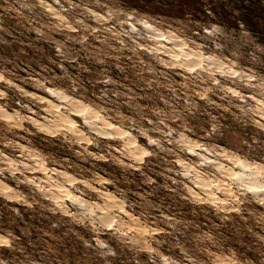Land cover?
Returning <instances> with one entry per match:
<instances>
[{"label": "clouds", "instance_id": "1", "mask_svg": "<svg viewBox=\"0 0 264 264\" xmlns=\"http://www.w3.org/2000/svg\"><path fill=\"white\" fill-rule=\"evenodd\" d=\"M36 6L50 21H58L37 31L57 33L51 37L53 56L67 79L55 85L38 72L30 79L39 90L29 91L10 72L0 71V127L40 135L53 146L29 147L16 140L15 157L0 148V176L7 172L30 185V194L20 195L0 179L6 198L29 207L46 203L53 215L91 233L87 244L93 247L94 241L106 250L99 253L104 264H113L108 258L119 253L101 236L130 251L152 254L151 264H254L240 259L219 229L225 222L242 221L253 232L247 224L255 220L250 206L264 213V137L229 143L219 130L223 113H243L246 125L264 133V44L251 42L243 57L217 39L215 23L184 34L148 18L127 0H36ZM69 8L81 9L74 22L62 15ZM65 47L72 48L71 54H63ZM121 61H131L133 71L117 79L113 71L127 67ZM10 89L27 98L14 101L26 111L13 106ZM0 143L13 145L10 139ZM56 146L66 153L55 151ZM153 157L164 161L156 174L181 188L164 183L166 189L202 213L201 223L153 206L166 227L153 226L155 218L150 223L136 210V198L143 202L152 195L145 185L161 183L144 172ZM106 165L146 179L136 187L126 185ZM190 223L197 236L195 251L193 244L177 243L173 256L161 234L188 231ZM259 227L256 234L264 241V224ZM16 239L11 232L0 233V248L22 253V258L0 255V264H25L29 254Z\"/></svg>", "mask_w": 264, "mask_h": 264}, {"label": "rangeland", "instance_id": "2", "mask_svg": "<svg viewBox=\"0 0 264 264\" xmlns=\"http://www.w3.org/2000/svg\"><path fill=\"white\" fill-rule=\"evenodd\" d=\"M63 3L64 0H61ZM76 0H73L75 3ZM86 0H80L85 3ZM127 3L136 7L140 13L146 14L148 18H155L161 25L172 26L175 30L187 34L194 33L197 29L215 23L219 26L216 34L218 40L230 43L231 46L243 57L247 56V45L251 42L264 44V0H127ZM59 8V5H54ZM68 8V5L65 4ZM81 9L69 8L62 15L68 18V22H74L80 15ZM223 17H220L222 16ZM252 18V23L247 26L241 21L242 16L248 15ZM225 17V18H224ZM50 22L49 17L42 14L41 9L36 6V0H0V71L5 74H12V78L17 83H24L29 91H38L35 81L30 78L40 73V78L51 80L55 85L66 81L67 73H63L56 64V57L53 56V46L51 37L57 33H50L47 28L43 32L37 29L42 25ZM76 35V33H72ZM64 39L63 34L59 35ZM125 39H127L125 37ZM199 39V37H197ZM72 41H67L71 45ZM76 47H79L76 45ZM72 52L71 47L63 49L64 55ZM127 67L124 72L113 71L117 79H123L125 73L129 76L132 74L131 61H121ZM26 70V71H25ZM70 71H75L71 70ZM23 78L21 81L19 78ZM135 78V77H133ZM128 81L125 80V83ZM3 86V85H0ZM15 90L10 89L9 95L12 97L14 107L15 99H21L22 103L26 97L14 95ZM21 112L26 111L20 108ZM11 112V108H9ZM2 115V114H0ZM221 119L224 120L223 127L219 130L223 132V139L229 143H239L241 139H250L253 135H261L257 129L246 125L244 121L247 116L243 113L240 117L233 116L229 113H223ZM13 123L19 121L13 118ZM31 127V125H28ZM25 137V139H21ZM216 138H220L219 132ZM12 140L13 145L4 147L0 143V148L15 157L14 142L20 140L21 144H27L29 147L42 146L51 148V142H46L40 135L29 136L26 132H21L15 128L7 126L0 127V140ZM103 143V142H102ZM104 150L103 147L96 149ZM55 151L65 154L66 149L56 146ZM70 154V153H67ZM150 163L145 165L144 172L156 175L158 182L155 185H145L152 189V195L148 200L141 202L137 199V211H143L151 223L155 218L153 226L166 227L159 211L153 210V206L168 211L169 214L192 217L195 223H201L203 214L194 212L185 201L179 199L176 192H169L164 183L172 185V182L164 181V178L157 175L158 169L164 164V161L157 157L149 158ZM82 167H88L83 161L80 162ZM110 168V173L121 177L122 182L126 185L136 187L146 176L139 172H131L129 169H121L106 165ZM0 179L6 182L14 189L17 194L29 195L30 185L19 183L14 177L7 172L0 176ZM181 190L180 185H172ZM10 195V194H9ZM253 211V218L247 222L254 231L249 232L244 222L236 223L234 221L225 222L224 226L219 229L227 244L235 247L237 256L240 259H249L254 264H264V241H261L257 234L260 231V224H264V213L257 210V206H250ZM19 209V211H15ZM247 214V213H246ZM215 219V217H213ZM236 220H239L237 217ZM11 232L17 238L15 243L24 252L29 254L25 264H104V260L99 253L106 251L103 248L95 246L89 247L87 241L92 240V235L84 229L77 228L75 225L66 223L65 218L53 215L46 203L35 204L31 207L10 201L2 192L0 185V233L5 235ZM197 238L193 223L189 224V230L178 232L173 230L172 234H161V239L166 241L164 248L173 249V256L176 255L174 245L177 243L188 246L193 244ZM101 239H107L108 242L116 247L119 256L116 258L109 257L113 264H151L146 252L130 251L126 247L120 246L112 237L101 236ZM0 255L5 258L21 257L22 253L15 249L6 247L0 248ZM135 257V260L132 258ZM159 260V258H156Z\"/></svg>", "mask_w": 264, "mask_h": 264}, {"label": "trees", "instance_id": "3", "mask_svg": "<svg viewBox=\"0 0 264 264\" xmlns=\"http://www.w3.org/2000/svg\"><path fill=\"white\" fill-rule=\"evenodd\" d=\"M220 17H223V14H222V16H220ZM250 16H249V14L248 15H244V16H242V19H241V21L243 22V24H245L246 26H247V24L248 23H252L253 21H252V18H249ZM225 18V17H224Z\"/></svg>", "mask_w": 264, "mask_h": 264}, {"label": "bare ground", "instance_id": "4", "mask_svg": "<svg viewBox=\"0 0 264 264\" xmlns=\"http://www.w3.org/2000/svg\"><path fill=\"white\" fill-rule=\"evenodd\" d=\"M0 114H2V115H3V113H2V112H0Z\"/></svg>", "mask_w": 264, "mask_h": 264}]
</instances>
